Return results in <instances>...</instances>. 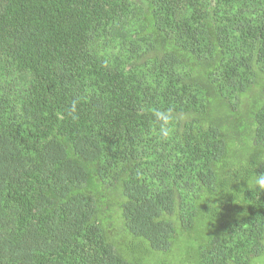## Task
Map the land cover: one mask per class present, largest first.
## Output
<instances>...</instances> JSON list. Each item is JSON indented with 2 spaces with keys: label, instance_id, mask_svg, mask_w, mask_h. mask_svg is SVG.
<instances>
[{
  "label": "trees",
  "instance_id": "obj_1",
  "mask_svg": "<svg viewBox=\"0 0 264 264\" xmlns=\"http://www.w3.org/2000/svg\"><path fill=\"white\" fill-rule=\"evenodd\" d=\"M259 178L264 0H0V264H264Z\"/></svg>",
  "mask_w": 264,
  "mask_h": 264
},
{
  "label": "clouds",
  "instance_id": "obj_2",
  "mask_svg": "<svg viewBox=\"0 0 264 264\" xmlns=\"http://www.w3.org/2000/svg\"><path fill=\"white\" fill-rule=\"evenodd\" d=\"M156 115H157V117L158 118H160V119H165V120H167V117H164V116H162L160 113H156ZM231 184V183H230ZM253 185L254 186H256V187H258L259 189H262V190H264V178H259V179H255V180H253ZM228 186H229V184H228ZM229 188V187H228ZM219 192H217L216 193V195L218 194ZM215 195V196H216ZM209 197H212V196H209V194H208V192H207V190L206 189H202L201 190V192H200V194H199V196L196 198V201H197V203H196V209H197V211H198V205L200 204V203H202L206 198H209ZM199 212V211H198ZM204 215V214H203ZM204 216H206V215H204ZM203 217H201V219H202Z\"/></svg>",
  "mask_w": 264,
  "mask_h": 264
}]
</instances>
